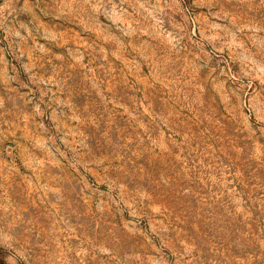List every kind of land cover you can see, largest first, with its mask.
<instances>
[{
    "label": "rangeland",
    "instance_id": "374dc122",
    "mask_svg": "<svg viewBox=\"0 0 264 264\" xmlns=\"http://www.w3.org/2000/svg\"><path fill=\"white\" fill-rule=\"evenodd\" d=\"M0 264H264V0H0Z\"/></svg>",
    "mask_w": 264,
    "mask_h": 264
}]
</instances>
